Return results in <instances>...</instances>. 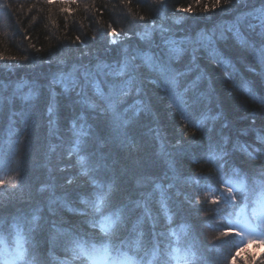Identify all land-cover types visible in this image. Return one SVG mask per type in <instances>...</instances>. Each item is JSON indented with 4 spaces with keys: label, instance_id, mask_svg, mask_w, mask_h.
<instances>
[{
    "label": "snow or ice",
    "instance_id": "6c2138e0",
    "mask_svg": "<svg viewBox=\"0 0 264 264\" xmlns=\"http://www.w3.org/2000/svg\"><path fill=\"white\" fill-rule=\"evenodd\" d=\"M157 2L162 4L163 0ZM241 2L223 0L227 6L239 5ZM48 3L52 4L54 0H48ZM219 3L220 0H216L212 9ZM205 10H208L207 5ZM188 11H191V7ZM139 19L145 18L141 16ZM152 23L155 25V21ZM156 30L154 26L146 28L143 33H136L146 47L125 48L122 57L113 63H74L69 69L59 68L51 75L47 83L44 114L47 116L48 136L55 137L59 143L49 140L47 146L49 180L37 190L45 198L42 204L37 203L27 211L20 210L0 219V264H47L44 254L39 250L37 236H44L52 245L47 255L55 259L56 264H201L205 259L206 248L202 249L194 239V226L185 221L172 227L177 213L169 192L177 187V181L199 189L196 197L190 200L198 213L202 206L201 200L203 204H208L210 194L223 189L220 195H211L210 203L215 207L209 209L221 219L217 221L210 218L204 227L223 228L219 237H228L233 228H239L235 234L247 243L236 248L235 254L231 256V264H236L237 257L248 244L253 243L254 238L264 243V128L256 130L253 126L243 130V134L256 132L254 143H258L259 147L237 141L232 153H243L246 158L242 162L236 161L227 150L228 137L221 135L219 139H213L209 135L207 151L201 159L216 165L220 185L217 188L208 183L210 178L207 177L188 175L181 179L175 159L165 151L166 141L157 130L149 127L143 135L160 141V153L168 157L172 182L165 187L151 177H140L137 185L147 187L151 184L150 191L140 192L135 199L131 196L118 197L120 185L116 178L112 146L116 142L119 145L128 143L130 126L139 124L141 114H152L151 103L143 99L125 106L127 98L133 93L147 96L149 86L162 87L167 106L178 111L182 120L195 128L204 130L209 121L223 119L222 112L209 115L210 109L198 110V105L205 99H211L212 93L196 92L200 82L207 78L194 64L196 48L192 49V61L185 66L184 71H179L173 67V62L187 53L188 49L183 45L190 42L167 37V29L160 27L161 43L156 44L152 38ZM227 31L239 46L249 51L264 66V2L238 15ZM109 35L113 39L108 42L116 44L119 35L116 30L112 29ZM218 38H226L223 31ZM216 39L215 32L202 34L197 44L211 47L212 59L218 67H232L231 59L216 49ZM76 40L79 41L80 37L77 36ZM58 64H64V60L60 59ZM192 71L199 74L195 80L185 84ZM57 85L61 88L59 92L56 91ZM26 87L27 91H24ZM238 87L250 92L254 100L264 107V92H254L253 82L243 80ZM41 89L42 85L35 81H0V104L11 113L10 120L16 116L24 119L25 133L29 122L33 128L39 126L35 102L43 95ZM73 93L74 98L71 95ZM61 97L68 100L67 106L72 109L67 129L70 135L67 138L59 134ZM17 100L23 103L19 112L15 111ZM90 116L95 120V128L89 123ZM5 143L8 151H11V139ZM58 149H63V154ZM64 155L75 157V165L65 164L61 167ZM53 157L56 163H52ZM73 167L77 169L75 174L64 177L62 184L58 183L53 173H63ZM79 180H83L92 190L77 193L75 199L67 191L57 194L58 188L70 187ZM4 185L13 189L19 187L17 176L0 178V187ZM175 194L180 195L179 192ZM153 201L159 206L158 212L153 211ZM45 207L49 216L44 214ZM64 210L84 217V223L93 230L98 229V233L85 238L86 234H81L77 229L65 227L63 220L58 218ZM219 237L214 236L212 239L217 240ZM57 247H61L66 254L62 260L53 255V249ZM216 251V264H227V257L222 250L216 248ZM244 264H255L254 257L251 262L246 259ZM260 264H264V260Z\"/></svg>",
    "mask_w": 264,
    "mask_h": 264
},
{
    "label": "trees",
    "instance_id": "16d2710c",
    "mask_svg": "<svg viewBox=\"0 0 264 264\" xmlns=\"http://www.w3.org/2000/svg\"><path fill=\"white\" fill-rule=\"evenodd\" d=\"M262 2L264 0H242L239 5L227 6L220 0L219 5L212 9L216 0H199V4L197 0H163L162 4L157 0H54L52 4L48 0H0V81H35L42 85L43 93L35 102L39 126L33 128L29 122L27 133L24 131V119L16 116L10 120L11 113L0 104V178L17 176L19 181V187L15 189L7 185L0 187V219L10 217L20 210L27 211L37 203L42 204L45 198L37 190L49 180L47 146L49 140L59 143L55 137L48 136L47 116L44 114L47 83L51 75L59 68L69 69L74 63H113L122 57L125 48L146 47L136 33H143L146 28L154 26L157 30L153 32L152 38L156 44L161 43L160 27L167 29L165 36L190 42L183 45L188 49L187 53L173 62V67L177 70L184 71L185 66L192 61V49L196 48L194 64L207 77L200 82L196 92L212 93V98L203 100L198 105V110L210 109L209 115L222 112L223 119L209 121L204 130L195 128L182 120L178 111L167 106L162 87L149 86L147 96L133 93L127 98L125 106L143 99L151 103L152 114H141L139 124L130 126L128 143L119 145L116 142L112 146L116 178L120 185L118 197L131 196L135 199L140 192L150 191L151 184L147 187L137 185L140 177H151L165 187L172 182L168 157L160 153V141L143 135L149 127L157 130L166 141L165 151L175 159L181 179L188 175L207 177L210 178L208 183L220 188L216 165L201 159L207 151L209 135L213 139H219L221 135L228 137L226 147L232 153L237 141L259 147L258 143H254L256 132L248 131L243 134V130L253 126L256 130L264 128V107L254 100L250 92L238 87L241 81L247 80L255 84L254 92H264V66L249 51L239 46L227 31L238 15L259 7ZM205 5L208 10H205ZM189 7L191 11H188ZM141 16L145 19H139ZM112 29L119 34L116 44L108 42L113 39L109 35ZM221 31L224 32L225 39L218 38ZM213 32L217 37L216 49L231 59L232 67H218L217 62L212 59L211 47H200L197 44L202 34ZM77 36L80 37L79 41L76 40ZM24 57L28 59L25 60ZM60 59L64 60V64H58ZM198 74L197 71L190 72L184 83L195 80ZM24 91H27V87ZM56 91H61L59 85L56 86ZM71 95L75 97L74 93ZM60 101L59 134L67 138L70 135L67 129L72 109L67 106L66 98L61 97ZM22 108L23 103L17 100L15 111L19 112ZM89 123L95 128L92 116L89 117ZM225 124L228 127H223ZM8 139L12 141L11 151H8L5 143ZM58 152L63 154V149H58ZM232 156L239 162L246 158L239 152L232 153ZM52 163H56L55 157L52 158ZM65 164L75 165V157L64 155L61 167ZM7 169L11 171H6ZM76 171L73 167L53 175L62 184L64 177L74 175ZM201 183H204L203 179ZM91 190L83 180H79L70 187L58 188L57 194L67 191L75 199L77 193H88ZM198 191L194 185H184L180 181H177L176 188L170 190L177 213L172 227L185 221L194 226V239L202 249L206 248L205 259L201 264H216V248L222 250L227 257V264H231V256L243 244L241 237L235 234L237 230L233 229L228 237H219L223 228L204 227L210 218L217 221L221 219L209 212V209L215 207L210 203L211 195L218 196L223 189L210 194L208 204H203L201 200L199 213L197 207L190 202ZM177 192L180 195H176ZM186 196L189 197L188 200L185 199ZM152 207L154 212H158L159 206L155 201ZM43 211L45 216H49L46 207ZM58 218L63 220L65 227L75 228L81 234H86L85 238L98 233V229L89 228L84 223V217L78 213L64 210ZM214 236L219 238L213 240ZM36 239L47 264H56V260L47 255L52 245L44 236H37ZM224 241L228 243H223ZM53 255L62 260L66 254L61 247H57L53 249ZM253 257L255 264H260L264 260V249L247 245L237 257L236 264H244L246 259L251 262Z\"/></svg>",
    "mask_w": 264,
    "mask_h": 264
},
{
    "label": "rangeland",
    "instance_id": "374dc122",
    "mask_svg": "<svg viewBox=\"0 0 264 264\" xmlns=\"http://www.w3.org/2000/svg\"><path fill=\"white\" fill-rule=\"evenodd\" d=\"M251 211V208L249 209V212ZM235 230H237V232H239V228H233ZM241 240L243 241V244H246L247 241L244 240L242 237H241ZM250 245V244H248ZM251 245H255L256 247H258L259 249H264V243H260L258 239L254 238L253 240V243Z\"/></svg>",
    "mask_w": 264,
    "mask_h": 264
}]
</instances>
